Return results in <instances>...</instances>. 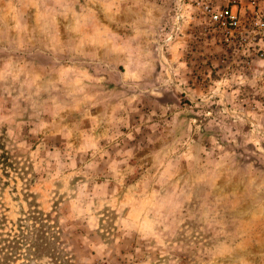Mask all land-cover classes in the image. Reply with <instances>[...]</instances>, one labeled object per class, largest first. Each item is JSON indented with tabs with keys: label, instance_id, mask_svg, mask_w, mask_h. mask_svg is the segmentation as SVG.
<instances>
[{
	"label": "rangeland",
	"instance_id": "obj_1",
	"mask_svg": "<svg viewBox=\"0 0 264 264\" xmlns=\"http://www.w3.org/2000/svg\"><path fill=\"white\" fill-rule=\"evenodd\" d=\"M207 4L0 0V228L40 212L75 264H264V58Z\"/></svg>",
	"mask_w": 264,
	"mask_h": 264
},
{
	"label": "built area",
	"instance_id": "obj_2",
	"mask_svg": "<svg viewBox=\"0 0 264 264\" xmlns=\"http://www.w3.org/2000/svg\"><path fill=\"white\" fill-rule=\"evenodd\" d=\"M208 27L229 55L245 62L264 58V0H225L222 7L204 5Z\"/></svg>",
	"mask_w": 264,
	"mask_h": 264
},
{
	"label": "trees",
	"instance_id": "obj_3",
	"mask_svg": "<svg viewBox=\"0 0 264 264\" xmlns=\"http://www.w3.org/2000/svg\"><path fill=\"white\" fill-rule=\"evenodd\" d=\"M3 225L0 219V226ZM66 246L60 227L50 226L37 211L29 212L15 231L0 228V264H37L42 257H48L53 264H75L76 258Z\"/></svg>",
	"mask_w": 264,
	"mask_h": 264
}]
</instances>
